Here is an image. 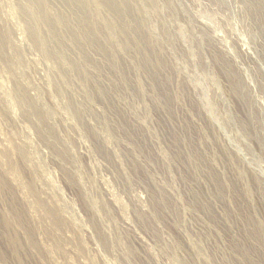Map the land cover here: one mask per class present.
Returning <instances> with one entry per match:
<instances>
[{"label": "rangeland", "instance_id": "obj_1", "mask_svg": "<svg viewBox=\"0 0 264 264\" xmlns=\"http://www.w3.org/2000/svg\"><path fill=\"white\" fill-rule=\"evenodd\" d=\"M103 1L99 11L83 1L89 39L80 7L50 5L64 20L48 44L67 53L61 63L33 44L17 0H0V34L11 37L0 50V264H264V48L245 34L254 28L263 45L256 16L239 0L231 14L171 0L175 19L165 10L149 26L160 33L168 17L171 44L140 51L133 43L150 29L135 4L126 18ZM203 9L222 40L195 57L178 33L200 34L181 10Z\"/></svg>", "mask_w": 264, "mask_h": 264}, {"label": "bare ground", "instance_id": "obj_2", "mask_svg": "<svg viewBox=\"0 0 264 264\" xmlns=\"http://www.w3.org/2000/svg\"><path fill=\"white\" fill-rule=\"evenodd\" d=\"M55 0H17V13L20 16V19L27 25V29L30 32V36L31 39L33 41V44L36 46V48L41 52V54L43 55V57L47 60V61H60L61 63L64 62V60H68V55L66 52H64L61 48L55 47L53 49H50L48 47V44L53 43L55 40L59 41V37H57L56 35V26H60L62 23H64V20H58L55 19L54 17H52L50 15V5H52V3ZM67 5L69 6H74V7H80V13L82 15L81 20H82V26L80 27L83 36H85L86 39H89L88 35H91V29L94 27L92 23H88L87 20V7L86 6H82L83 1L84 0H63ZM114 1V8L116 9V12L123 16L126 17L128 16V13L126 14V8L129 6V3H133L135 4V8L137 11H139L142 14V20L139 21V28H144L147 31L150 29V31H148V35L145 38V40L143 39H137L134 41V45L135 48L140 50V51H144V50H156V49H163L166 44H171L172 42V35L169 32V26H168V22L170 24V19L168 17H164L165 22L163 23V27H162V31L160 33L155 31V28L153 27L152 29L149 28L151 20L153 18H157L160 14H162V12H164L165 10L169 13V17H171V20L175 19L176 17V10L174 8V5L172 4L173 1L171 0H111ZM202 1V0H201ZM207 1V5L210 4L216 8H218L217 10L219 12L222 13H226L227 11L231 14L230 10V4L228 2V0H206ZM231 1V0H230ZM240 3L243 4L244 6V15L246 14L247 16H256V23L258 20L257 28L258 30H260L261 34L264 36V0H239ZM238 1V2H239ZM128 2V3H127ZM187 2V1H186ZM198 3V2H197ZM205 3V1H204ZM203 3V5H204ZM235 3V2H234ZM234 3L231 2V4L233 5ZM236 4V3H235ZM234 4V7H235ZM104 5V1L103 0H97L96 2V6H97V10L99 11V9H102ZM202 5V3H201ZM202 5V6H203ZM82 6V7H81ZM197 6V5H195ZM206 6V4H205ZM204 7V6H203ZM211 7V6H210ZM187 9V8H186ZM185 9V10H186ZM233 9V7H232ZM185 10H181V12L183 11V15L186 14L187 17H189L191 22L190 24L193 25V28H196L198 34H200V41H198L196 38H194V35L192 36V34L189 33V30H186L185 27L182 26L179 37L182 39V42L185 41V44L187 43L188 46L191 49V53L193 52V54L190 55H195V57L197 56L198 51L202 48V47H211L213 46V40H222V37H220L222 35H218V28H216L217 30H214L216 27L214 25V23H211L210 21H212L214 19V12H210L208 9L204 10L203 14L201 13H197L194 15V12L192 14H189L187 11ZM202 10V9H201ZM212 10V9H211ZM131 11V10H130ZM192 11V10H191ZM195 11V9H194ZM199 11V10H198ZM196 11V12H198ZM216 11V10H215ZM234 11V9H233ZM217 12V11H216ZM188 13V14H187ZM222 13L220 14L222 16ZM136 15V14H135ZM164 15V14H163ZM180 15V14H179ZM216 15V13H215ZM225 15V14H224ZM166 16V15H164ZM228 16V15H227ZM11 17V18H10ZM10 17L9 19L13 18L16 20L15 15L11 12L10 13ZM148 17V18H147ZM231 17H233L231 15ZM235 17V15H234ZM202 18V19H201ZM252 18V17H251ZM8 19V18H7ZM163 19V18H162ZM169 19V21L167 22V20ZM186 19V17H185ZM206 19V22L204 20ZM207 19L210 20V27L207 26ZM221 19V18H220ZM224 19V18H223ZM234 19V18H233ZM187 20V19H186ZM219 20V19H218ZM230 20V18H229ZM221 21V20H220ZM223 21V20H222ZM250 21V20H249ZM13 22V21H12ZM187 22V21H186ZM229 23V22H228ZM127 22L121 27V33L122 36L124 37H128L131 36L133 34L131 28L129 27L130 25L127 24ZM189 24V23H187ZM189 24V25H190ZM216 24V23H215ZM254 24V23H253ZM219 27L224 26L222 23H218ZM112 30H115L114 26L111 25ZM192 26H189V28ZM253 27V26H252ZM247 31L245 32V34L250 38L251 40V45H252V49L255 48H260L259 46L262 47V49L264 48V41H263V45L260 44V33L255 32L254 28L249 29V27L247 26ZM19 29V28H18ZM43 29H45V33H43ZM192 29V28H191ZM225 33L228 35H233L231 29H227L224 28ZM21 30V29H20ZM124 30V31H123ZM126 31V32H125ZM192 31V30H191ZM243 31V30H242ZM128 32V33H127ZM234 32V31H233ZM1 33V32H0ZM114 31H112V37H111V43L114 46H118V40L116 39L115 35H114ZM130 33V34H129ZM258 33V34H256ZM239 34V33H238ZM2 34H0V50L3 49L2 45H6V46H10L11 44V37H10V33L6 32L3 34V36H1ZM119 35V34H118ZM241 34H239L240 37ZM120 36V35H119ZM196 36V35H195ZM198 37V36H196ZM225 37V36H224ZM246 37V36H245ZM241 38V37H240ZM213 39V40H211ZM264 39V38H263ZM125 40V39H124ZM224 40V39H223ZM4 41V42H2ZM129 41V40H128ZM128 41H126V45H128ZM240 40H236L234 46L236 47V49L240 48ZM247 41V39H246ZM3 43V44H1ZM60 43V42H59ZM224 43V42H223ZM228 43V42H227ZM245 42H243L244 44ZM77 44L80 47L79 43H78V38H77ZM242 44V43H241ZM120 45V44H119ZM123 46L124 45V41H123ZM219 44L217 43L216 46H218ZM233 45V44H232ZM248 45V43H247ZM5 46V48H6ZM227 46V45H226ZM219 47V46H218ZM246 47V46H245ZM244 47V49H245ZM251 47V46H250ZM5 48L3 50H5ZM220 50L222 49L221 47H219ZM80 49V48H79ZM228 49V48H227ZM230 49V48H229ZM251 49V50H252ZM203 50V49H202ZM223 50V49H222ZM246 50V49H245ZM264 50V49H263ZM215 51V50H214ZM228 51V50H227ZM190 52V51H188ZM223 52V51H222ZM255 52V51H254ZM263 53V52H261ZM188 54V53H187ZM223 54V53H222ZM225 54V53H224ZM243 54L244 53L243 51ZM259 54V53H258ZM207 55V54H206ZM263 55V54H262ZM223 56V55H222ZM246 56V55H245ZM254 56V55H253ZM192 57V56H191ZM225 57V56H224ZM223 57V58H224ZM251 58V56H249ZM255 57V56H254ZM253 57V58H254ZM263 57V56H262ZM261 57V58H262ZM193 58V57H192ZM191 58V59H192ZM208 58V57H207ZM187 59V58H186ZM225 59V58H224ZM260 59V58H259ZM263 59V58H262ZM209 60V59H208ZM221 60V59H220ZM223 60V59H222ZM261 60V59H260ZM230 61V60H229ZM198 62V61H197ZM233 62V61H232ZM226 63V62H225ZM198 65V64H197ZM230 66V65H229ZM201 67V66H200ZM210 67V66H209ZM70 72L76 71L78 70L80 67L76 64H70L68 67ZM230 68V67H229ZM200 69V68H199ZM247 74V73H246ZM230 75H234V74H230ZM235 76V75H234ZM233 76V77H234ZM58 81L61 85L66 84V81L64 79V75L58 72ZM232 77V78H233ZM264 77V76H262ZM199 79V78H198ZM236 79V78H235ZM259 79V78H258ZM241 80V78H240ZM199 81V80H198ZM243 83V82H242ZM240 84V83H239ZM260 85V84H259ZM262 88L264 90V81L261 83ZM238 88V87H237ZM243 88V87H242ZM204 93H206V90L204 88ZM21 97H22V101L27 104L32 106L31 102L29 101L28 97L26 96V94H24V92L22 91L20 93ZM86 98L90 101L93 102L92 97L85 95ZM208 106H209V110L213 111V107H211V102L208 101ZM211 104V105H210ZM33 107V106H32ZM34 113L39 117V119L41 121L46 120V118L50 117L51 112H48L46 109H44L43 107L40 106H34L33 107ZM66 110L71 111L72 110V106L71 104H67L66 105ZM53 114V113H52ZM75 114V113H74ZM76 115V114H75ZM217 121V120H216ZM222 122V121H221ZM220 123V122H219ZM220 125H222L220 123ZM221 127V126H220ZM235 142V140H234ZM237 146V145H235ZM239 147V146H238ZM256 162H258L256 160ZM258 165V164H257ZM261 172L263 173V170H261ZM104 185V184H103ZM125 224V223H124ZM129 224V223H128Z\"/></svg>", "mask_w": 264, "mask_h": 264}]
</instances>
